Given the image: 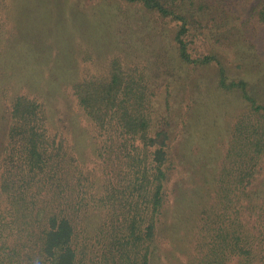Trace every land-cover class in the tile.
Wrapping results in <instances>:
<instances>
[{
    "label": "trees",
    "instance_id": "trees-1",
    "mask_svg": "<svg viewBox=\"0 0 264 264\" xmlns=\"http://www.w3.org/2000/svg\"><path fill=\"white\" fill-rule=\"evenodd\" d=\"M115 1L180 22L173 42L184 63L215 60L189 51L186 36L201 22L186 0ZM9 42L0 44V264H153L168 198L170 132L153 131L147 87L114 58L108 78L63 84L52 96L51 85L6 68ZM219 86L240 92L253 128L238 124L244 143L234 147L235 167L221 173L215 205L202 208L188 263L228 264L231 254L236 264H264V232L259 239L245 235L235 227L240 209H234L264 153V104L246 80L228 81L222 64ZM237 166L241 176L231 178ZM230 192L234 201L222 197ZM259 213L264 228V208Z\"/></svg>",
    "mask_w": 264,
    "mask_h": 264
},
{
    "label": "rangeland",
    "instance_id": "rangeland-1",
    "mask_svg": "<svg viewBox=\"0 0 264 264\" xmlns=\"http://www.w3.org/2000/svg\"><path fill=\"white\" fill-rule=\"evenodd\" d=\"M6 1L0 0V44L10 41L6 68L20 70L27 81L51 85L48 92L56 96L63 84L108 78L109 64L118 58L147 87L153 131L170 132L168 198L153 264H189L202 208L215 205L221 173L225 177L223 170L235 167L234 147L244 143L238 124L243 130L253 128L244 118L248 104L240 92L219 86L220 64L228 81L246 80L258 103L264 104V0H186L190 11L199 10L196 19L201 22H193L196 29L190 27L193 35L186 36L189 51L214 56L210 64L181 61L173 42L180 22L140 5L115 0ZM34 39L30 53L24 54L25 44ZM57 108L60 115L61 101ZM260 156L251 183H245L249 190L238 193L243 201L234 208L240 209L235 227L257 239L264 232L259 224L264 153ZM237 168L231 178L241 176ZM222 197L229 201L233 193ZM236 259L229 254L226 262L236 264Z\"/></svg>",
    "mask_w": 264,
    "mask_h": 264
}]
</instances>
